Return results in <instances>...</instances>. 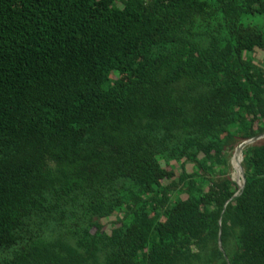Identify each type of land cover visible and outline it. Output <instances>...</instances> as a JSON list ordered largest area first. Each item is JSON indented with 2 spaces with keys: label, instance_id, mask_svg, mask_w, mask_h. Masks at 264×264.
<instances>
[{
  "label": "trees",
  "instance_id": "16d2710c",
  "mask_svg": "<svg viewBox=\"0 0 264 264\" xmlns=\"http://www.w3.org/2000/svg\"><path fill=\"white\" fill-rule=\"evenodd\" d=\"M259 52L264 0H0V264H264Z\"/></svg>",
  "mask_w": 264,
  "mask_h": 264
},
{
  "label": "rangeland",
  "instance_id": "374dc122",
  "mask_svg": "<svg viewBox=\"0 0 264 264\" xmlns=\"http://www.w3.org/2000/svg\"><path fill=\"white\" fill-rule=\"evenodd\" d=\"M250 20H252L253 22H257V19L256 18H250ZM258 59H261V60H263L264 59V54L262 53V52H259L258 53ZM113 77H117L118 76V73H114L113 75H112ZM264 139V137H262V138H260L259 140H263ZM259 140H257V141H259ZM256 141V142H257ZM239 147V146H238ZM237 147V148H238ZM236 148V149H237ZM236 149L233 151V153H232V156H231V159H230V168H229V173H230V175H231V177L238 183V185H239V182L240 181H242V173H241V171H240V169H239V167H238V165H237V162H238V158H239V154H237L236 155V157H234V155H235V152H236ZM192 167H193V165L192 164H188L187 165V169H188V171H192ZM116 219V217H114L113 219H111L109 222L110 223H108V226L109 227H111V222L112 221H114Z\"/></svg>",
  "mask_w": 264,
  "mask_h": 264
},
{
  "label": "water",
  "instance_id": "95a60500",
  "mask_svg": "<svg viewBox=\"0 0 264 264\" xmlns=\"http://www.w3.org/2000/svg\"><path fill=\"white\" fill-rule=\"evenodd\" d=\"M264 137V134L263 135H259V136H256L252 139H249V140H246L244 141L242 144L239 145V147L236 149V152H235V155L234 157H236L237 154H240L242 153L243 154V150L248 146V145H251L253 143H255L257 140H259L260 138ZM242 161H243V158H242ZM242 161H240L238 159V162H237V165L242 173V184H239L240 186V191L235 195H240L242 193V190L244 189L245 187V184H246V176H245V169L243 167V164H242ZM219 245H220V249L223 250V245H222V241L220 240L219 241Z\"/></svg>",
  "mask_w": 264,
  "mask_h": 264
},
{
  "label": "bare ground",
  "instance_id": "6f19581e",
  "mask_svg": "<svg viewBox=\"0 0 264 264\" xmlns=\"http://www.w3.org/2000/svg\"><path fill=\"white\" fill-rule=\"evenodd\" d=\"M242 158H243V154H242V153H240V154H239V158H238V159H239L240 161H242ZM239 183H240V184H242V181H240Z\"/></svg>",
  "mask_w": 264,
  "mask_h": 264
}]
</instances>
